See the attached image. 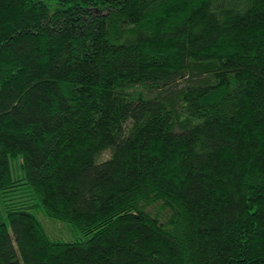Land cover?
Listing matches in <instances>:
<instances>
[{"label":"trees","instance_id":"obj_1","mask_svg":"<svg viewBox=\"0 0 264 264\" xmlns=\"http://www.w3.org/2000/svg\"><path fill=\"white\" fill-rule=\"evenodd\" d=\"M0 264H264V0H0Z\"/></svg>","mask_w":264,"mask_h":264},{"label":"rangeland","instance_id":"obj_2","mask_svg":"<svg viewBox=\"0 0 264 264\" xmlns=\"http://www.w3.org/2000/svg\"><path fill=\"white\" fill-rule=\"evenodd\" d=\"M109 155V151L102 154L101 160L106 159ZM14 173L16 172L13 170ZM33 214L42 223L48 237L54 240H76L82 238L81 231L73 224L58 219H53L46 216L41 210H32Z\"/></svg>","mask_w":264,"mask_h":264}]
</instances>
